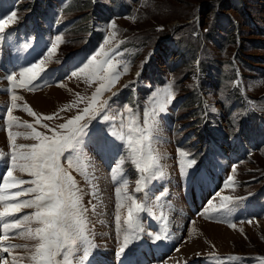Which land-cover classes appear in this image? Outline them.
<instances>
[{"label": "rangeland", "instance_id": "obj_1", "mask_svg": "<svg viewBox=\"0 0 264 264\" xmlns=\"http://www.w3.org/2000/svg\"><path fill=\"white\" fill-rule=\"evenodd\" d=\"M13 12L15 22L0 41V183L11 167L6 110L13 92L22 97L13 112L19 121L34 122L22 110L30 101L27 104L37 113H59L42 122L56 127L87 106L97 84L89 86L83 76L78 79L71 73L104 47L120 66L121 79L100 98L107 101L101 115L81 122L88 125L87 135L82 156H73L86 171L69 170L82 191L81 207L88 209L90 264H264V0H0V18ZM229 16L233 24L229 20V26L222 27ZM57 37L61 38L57 53L34 82L35 90L12 89L7 76L47 55ZM171 37L186 50L168 40ZM152 51L156 54L149 65ZM124 64L129 66L127 74ZM137 79L135 86L121 92L122 86ZM169 86L174 95L170 102L164 93ZM73 102L70 110L61 111ZM160 106L165 111L160 112ZM126 108L141 123L145 111L156 119L152 148L164 176L149 181L142 192H136L141 174L135 167L130 162L120 167L119 161L128 156L126 146L110 135L120 130V116L112 122L103 119L128 115ZM113 140L114 145H105ZM31 143L17 139L18 145ZM230 147L238 152L236 159L226 156ZM99 148L108 156L116 151L117 157L107 160ZM180 151L188 155L181 157ZM191 159L196 163L189 168ZM233 167L235 184L226 188ZM124 179L128 194L143 202L147 211L141 213L139 238L118 255L126 226L117 228L115 188ZM222 195L233 197L230 213L213 211ZM33 212L26 208L18 216ZM156 234L162 239L156 240ZM171 242L176 244L172 251ZM6 243L14 246L13 255L24 257L25 246L31 248L36 241L16 236ZM213 253L218 259H212ZM0 255L11 264V256Z\"/></svg>", "mask_w": 264, "mask_h": 264}, {"label": "snow or ice", "instance_id": "obj_2", "mask_svg": "<svg viewBox=\"0 0 264 264\" xmlns=\"http://www.w3.org/2000/svg\"><path fill=\"white\" fill-rule=\"evenodd\" d=\"M15 17L16 13L13 12L6 18H0V41L5 38L6 29L15 22ZM111 27L115 29V24ZM114 36L113 32L112 37ZM112 37L105 39V44H108ZM60 42L61 38L57 37V41L48 48L47 55L18 73L9 74L7 79L12 89L22 88L34 91V82L45 73L46 62L57 53ZM119 67L113 61L110 52L101 47L87 63L73 71L72 77L79 79L83 76L89 86L93 83L97 86L88 98L87 106L56 127L42 122L52 121L59 116V113L43 115L35 112L27 103L23 104L22 110L33 117L34 122L19 121L13 112L18 108L17 101L22 100V97L13 92L11 106L6 110L8 140L12 149L11 167L8 168L6 175L2 178L3 182L0 183V222H2L0 254L11 256V264H23L24 260L29 261V264H90L89 257L93 244L89 239L90 233L87 227L88 209L81 207L82 191L69 170L86 171L80 168V160L73 156L74 153L82 156L81 145L84 143L83 138L87 135L88 125L81 122L96 119L107 107V101L101 102L100 98L119 83L121 79ZM122 71L124 74L128 73V64L122 66ZM164 93L168 102L174 99L171 86L166 88ZM77 95L79 97V94ZM98 104L99 107H97ZM73 106L75 102L61 111L70 110ZM159 111L163 112L165 108L160 106ZM125 113L128 115L118 113L111 118L105 115L103 119L106 122H112L117 115L120 116V130H113L110 135L126 146L128 156L119 161L120 167L122 169L125 162H130L135 167L141 174L136 180V192H142L148 188L149 181L164 176L163 170L159 167L160 157L154 154L152 148L153 133L157 126L156 119L154 114L145 111L141 123L140 117L131 108H126ZM13 127H23L30 131L14 134L11 131ZM21 137L30 139L33 143L18 145L17 139ZM114 140L105 141V145H114ZM178 154L181 157L188 155L183 151ZM64 162L67 163V167L64 166ZM195 163L194 159L188 160L187 167L191 168ZM236 171V167H233L232 174L225 182L226 188L235 184ZM15 172L25 174L30 179L18 178ZM123 175L124 172L121 171L120 176ZM24 185L29 186L25 188ZM127 186L128 180L124 179L121 186L115 188L117 228L126 226L118 255L124 254L129 245L139 238V233L143 231L141 213L147 211L143 202L128 194ZM22 197L29 198L21 199ZM220 201L213 211L223 209L230 213L233 197L222 195ZM26 208L34 209V212L30 215L18 216ZM122 210H126V214ZM164 221L167 223L166 218ZM33 223L38 226L32 228ZM229 226L236 228V224H229ZM16 236L36 241L31 248L25 246L27 256L13 255L14 246L6 243ZM155 239L160 240L162 237L156 234ZM212 259H218L214 253ZM0 264H9L7 256L0 255Z\"/></svg>", "mask_w": 264, "mask_h": 264}, {"label": "trees", "instance_id": "obj_3", "mask_svg": "<svg viewBox=\"0 0 264 264\" xmlns=\"http://www.w3.org/2000/svg\"><path fill=\"white\" fill-rule=\"evenodd\" d=\"M234 4H236V1H234ZM228 7L232 8V2H231V4H230V6H228ZM233 7H234V6H233ZM235 7H236V5H235ZM229 17H230V19H229ZM229 17H227V18H228V21H227L228 23H227V24H226L225 21H222V25H223V24H226V25H223L222 27H224V26H229V25H228L229 22H230L229 20H231L230 25L233 24L232 16H229ZM233 26H234V25H233ZM168 40H172V41H174L173 44H177V45H175V46H177V47L179 46L178 48L185 49L184 46H183V44L181 43V41H177V42L175 43V39H173L172 37H171L170 39H168ZM172 41H171V42H172ZM196 49H197V47L194 48V50H196ZM185 50H186V49H185ZM196 51H197V50H196ZM172 53H173V52H172ZM153 59H154V58H152V59L149 61L150 64L153 62ZM150 64H149V65H150Z\"/></svg>", "mask_w": 264, "mask_h": 264}, {"label": "bare ground", "instance_id": "obj_4", "mask_svg": "<svg viewBox=\"0 0 264 264\" xmlns=\"http://www.w3.org/2000/svg\"><path fill=\"white\" fill-rule=\"evenodd\" d=\"M0 77H1V76H0ZM52 89H54V88H52ZM27 95H28V94H27ZM27 95H26V96H27ZM38 95H39V94H38ZM26 96H25V97H26ZM37 97H38V96H37ZM24 99H25V98H24ZM25 100H26V99H25ZM38 100H40V99H38ZM20 101H21V100H20ZM20 101H19V102H20ZM27 101H28V100H27ZM27 101H26V102H27ZM36 101H37V100H36ZM41 101H42V100H41ZM21 102H22V101H21ZM29 102H30V101H29ZM29 102H27V103H29ZM31 102H32V101H31ZM39 102H40V101H39ZM44 102H45V101H44ZM42 103H43V102H42ZM38 105H39V104H38ZM38 105H37V106H38ZM41 105H42V104H41ZM39 106H40V105H39ZM43 106H44V105H43ZM40 108H41V107H40ZM43 108H44V107H43ZM44 109H45V108H44ZM101 170H103V169H101ZM101 172H102V171H101ZM102 178H103V177H102ZM108 184H110V183H108ZM108 184H107V185H108ZM105 187H106V186H105ZM108 187H109V185H108ZM109 190H111V189L109 188ZM109 192H110V191H109ZM106 193H108V192H106ZM108 194H109V193H108ZM105 196H106V195H105ZM109 196H110V195H109ZM206 224H207V222H206ZM218 226H219V225H218ZM213 227H214V226H213ZM213 227H212V228H213ZM207 228H208V226H207ZM214 230H215V229H214ZM199 238H200V237H199ZM175 246H176L175 242H171V244L169 245L168 248H169L170 251H172V250L174 249ZM181 248H182V247H181ZM177 252H178V251H177ZM180 252H181V251L179 250V253H180ZM168 253H169V252H168ZM147 256H148V258H149L150 260H153V255H152L151 252H147Z\"/></svg>", "mask_w": 264, "mask_h": 264}]
</instances>
